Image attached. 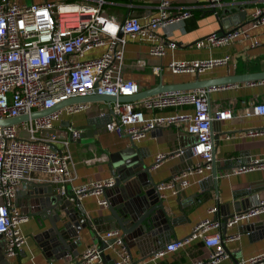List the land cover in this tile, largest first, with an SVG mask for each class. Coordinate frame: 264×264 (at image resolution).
I'll list each match as a JSON object with an SVG mask.
<instances>
[{
    "label": "built area",
    "instance_id": "2783aa9c",
    "mask_svg": "<svg viewBox=\"0 0 264 264\" xmlns=\"http://www.w3.org/2000/svg\"><path fill=\"white\" fill-rule=\"evenodd\" d=\"M147 1L156 4L157 13L154 16L140 18L129 15L119 22L106 14L105 0H43L30 5L0 0V120L28 116L76 97L97 94L118 98L138 94L139 84L125 79L123 75L127 38L149 43V54L162 58L166 48L174 50L176 44L160 39L157 30L185 22L192 17L193 10L188 7L180 11L171 10L173 2L182 0ZM201 4L209 10H215L214 15H219L225 9L243 8L240 0H202ZM121 25L123 36L119 37ZM262 25L264 3L254 7L247 28L242 26L227 34L213 33L196 41L194 46L197 49H211L248 40L252 47H256L260 44L252 37L251 31ZM99 48L104 50L98 57L85 59L88 52ZM230 61V56L171 61L168 69L172 74L199 76L215 67L228 66ZM143 65L144 62L139 63L141 67ZM158 71V68H153V72ZM249 83L255 85L254 82ZM231 85L238 87V84ZM225 87L229 86L161 93L137 102L109 104L111 116L104 130L118 138L136 142L150 132L168 127H184L187 135L194 138V142L187 147L168 155L156 156V167L169 157H184L187 152H190L187 159L195 160L158 186L160 198L165 199L167 193L176 196L190 186V177L211 172L210 163L215 147L212 125L235 117L230 109H213L210 105V94ZM87 108V104H73L47 116L28 119L17 125L0 126V237L5 243L4 257L13 258L25 244L20 226L28 221L29 215L21 213L15 205L23 181L56 186L61 196L70 194L71 202L94 196L99 207L106 206L101 196L103 189L114 184L112 178L73 186L76 172L69 141L79 139L80 133L69 128L61 133L40 135L42 131L54 130V123L63 114L72 115ZM164 111L171 113L161 116L156 114ZM241 117H264V102L243 106ZM17 130H21L24 136L18 138ZM248 135L261 136L264 131H249ZM256 170H264V157L249 159L248 162L239 160L230 175ZM31 175L43 178L31 179ZM214 212L216 209H211L210 213ZM262 213L264 200H259L246 214L230 220L228 227ZM219 228V223L205 219L195 225L188 238L169 243L152 254L151 258L157 261L166 254L175 253L200 240L209 249V256L193 264H219L228 259ZM99 237L107 249H113L115 264H132L119 230H111L100 236L98 234ZM238 238L236 235L228 240L235 241ZM110 240L113 243L108 245ZM102 253L99 244H94L85 250L76 264H99L103 261ZM236 264H264V252Z\"/></svg>",
    "mask_w": 264,
    "mask_h": 264
},
{
    "label": "crops",
    "instance_id": "0c3cea01",
    "mask_svg": "<svg viewBox=\"0 0 264 264\" xmlns=\"http://www.w3.org/2000/svg\"><path fill=\"white\" fill-rule=\"evenodd\" d=\"M14 4H39L43 0H8ZM60 2L62 0H47ZM243 3L241 10L246 11L245 21L248 22L251 13L256 5H261L264 0H240ZM202 0H182L173 2L171 10L180 11L185 8H192L196 12L192 17L183 23L171 25L158 29L157 35L164 41L173 42L176 48L171 50L166 48V53L162 58H156L149 54L150 44L131 40L127 38L124 52L123 75L125 79L136 81L140 86V92L151 90L159 83L163 85H173L194 81L197 77L200 80L221 78L227 75H246L264 72V25L251 31L252 37L259 46L252 47L250 41L242 40L231 45L215 48H195L196 41L204 39L213 33L218 32L220 26L218 21L204 5ZM199 4V5H198ZM104 9L109 17L122 22L125 14L130 10L129 15L140 18H149L157 13L156 4L151 1L133 0H105ZM243 23V22H242ZM241 23V24H242ZM248 24V23H247ZM243 23V28H247ZM234 27L226 31H230ZM103 48L94 49L88 52L85 59L98 57ZM230 56L231 61L228 66L215 67L203 74H172L168 69L171 61H196L207 59H218ZM140 62L144 65L139 66ZM153 68H158V73L153 72ZM261 82V84H260ZM252 83V82H251ZM250 83H238V87L227 85L209 96L210 105L213 109H230L235 117L231 120L212 125L213 135L217 137L215 144V161L220 168L227 170L217 173V194L210 183L206 180L210 172L202 176L190 177V186L181 192L178 201L177 196L167 193L164 204L176 222L167 236L162 237L154 248L140 253L138 248L130 250L133 264H193L197 260H205L209 256V249L200 240L194 241L183 249L166 254L164 257L153 261L149 254L158 247L164 248L173 241H181L188 238L196 224L214 217L210 213L211 209L217 208V202L226 204L232 202L250 200V205L256 204L259 200H264V170L230 175V171L235 168L238 161L248 162L249 159H259L264 157V135L251 137L249 131H264V117L242 118L243 106L264 102V80ZM85 111L72 115L63 114L59 121L54 123L55 132L61 133L72 129L81 134L84 131L90 133L89 138L70 139L69 151L75 165L76 180L73 186H80L87 182H96L110 179L107 167L108 156L117 154L121 150L131 146V142L125 138H118L104 130V123L109 120L111 110L106 103H87ZM171 111L156 113L157 115H168ZM101 117V115H103ZM69 125V127H67ZM192 141L185 128L168 127L150 132L144 139L133 142L137 151L145 158L147 165L155 163L158 154L168 155L177 149L187 147ZM214 141V142H215ZM91 160V162H87ZM195 160L187 158L169 157L158 164L153 171L154 180L157 183L167 181L170 177L185 169L189 163ZM40 175H31V179H42ZM206 182V183H202ZM56 191L58 188L54 187ZM20 190V186L18 191ZM102 198V197H101ZM79 206L84 210L86 217L91 220H99L105 209L99 207L94 196L83 197L79 201ZM37 219L29 215L26 223L20 226V230L25 239L22 249L13 258L3 256L1 264H76L80 256L87 248L94 245L95 237L89 230L80 232L81 245L77 249L78 257L70 255L63 260L44 258L36 241L40 227ZM248 221L253 223L264 222V213L257 217L241 220L234 226L227 227L224 232L220 226L218 232L224 240L227 249L228 259L219 264H236L250 257L264 252V230H258L248 234L244 226ZM46 226V223H44ZM99 227V223H95ZM216 232V231H214ZM104 233H100L103 235ZM238 235V240L229 241V237ZM3 255V250L1 249ZM106 257L99 264H111L115 260V255L106 251ZM109 257V258H108Z\"/></svg>",
    "mask_w": 264,
    "mask_h": 264
},
{
    "label": "water",
    "instance_id": "95a60500",
    "mask_svg": "<svg viewBox=\"0 0 264 264\" xmlns=\"http://www.w3.org/2000/svg\"><path fill=\"white\" fill-rule=\"evenodd\" d=\"M129 1L132 2L133 0ZM211 12L214 13L215 10H211ZM232 12L233 10L225 9L219 15H215L218 25L220 26L218 33L227 34L228 31L226 30L231 27H234L231 29L234 30L242 27L243 23H248L245 21L247 16L246 11H237L236 14H232ZM129 14L130 10L126 12L124 20L127 19ZM118 36H123L122 25ZM263 80L264 72L246 75H227L221 78L206 80H200L199 77H197L194 81L187 83L173 85H163L159 83L155 88L139 92L131 97L121 96L115 98L97 94L86 97H76L60 102L50 109L32 112L28 116L24 115L0 120V126L17 125L28 121V119L32 120L47 116L73 104L137 102L161 93L191 91L200 88ZM67 127H69V125ZM44 134H55V130L42 131L40 133V135ZM89 135L90 133L88 131H84L80 137L89 138ZM213 139L215 141L217 137L213 136ZM193 142L194 138L192 137V141L189 145ZM214 152L215 147L213 159L210 163V176L207 178L206 182L210 183L212 190L217 194V173L227 170L228 168H220L215 161ZM189 155L190 152H187L184 157L188 158ZM144 160L145 158L137 151L133 142H131L130 147L121 150L117 154L108 156L107 167L114 184L109 188L103 189L101 197L106 201V206L102 207L105 210L102 213L103 216L100 217L99 220H91L86 217L78 201H69L70 194L61 196L53 185L23 181L20 184V190L17 192L15 205L19 208L21 213L37 219V225L42 230L37 236L36 241L43 257L48 259L53 258L54 260H63L69 255L71 257H78L77 249L81 245L80 232L83 230H89L93 238L95 237L94 244H99V250L103 251V260L106 258L104 256L106 251H110L113 254L114 251L113 249H107V245L101 242L100 237L98 238V234L100 233L119 230L123 236L124 244L131 261L132 257L130 250L132 248H138L140 253L143 254L152 247L154 248L162 237L167 236L176 221L170 217L165 207L164 199L160 198L158 186L162 182L157 183L154 180L153 174L157 164L147 165ZM188 165H191V163ZM206 182L202 183L204 184ZM181 195V192L176 195L178 201ZM250 207L249 199L240 202L233 200L226 204H220L218 201L216 212L213 213L214 217L212 218V222L219 223L222 230L225 232L228 227V222L235 217L246 214ZM44 223H46V226ZM95 223H99V227L95 226ZM244 228L245 232L251 234V232L264 230V222L253 223L248 221ZM112 243L113 240H110L108 245ZM4 244V240L0 237V264L3 259L1 249L3 250ZM224 248L227 252L225 246ZM160 249L162 248L158 247L153 249L154 251H152L149 256H152V254ZM111 264H115V260H113Z\"/></svg>",
    "mask_w": 264,
    "mask_h": 264
},
{
    "label": "rangeland",
    "instance_id": "374dc122",
    "mask_svg": "<svg viewBox=\"0 0 264 264\" xmlns=\"http://www.w3.org/2000/svg\"><path fill=\"white\" fill-rule=\"evenodd\" d=\"M65 1H68V2H71V1H73V0H65ZM24 135H23V132L21 131V130H17V137L18 138H21V137H23Z\"/></svg>",
    "mask_w": 264,
    "mask_h": 264
},
{
    "label": "trees",
    "instance_id": "16d2710c",
    "mask_svg": "<svg viewBox=\"0 0 264 264\" xmlns=\"http://www.w3.org/2000/svg\"><path fill=\"white\" fill-rule=\"evenodd\" d=\"M196 11L195 10H191V13L193 14V13H195Z\"/></svg>",
    "mask_w": 264,
    "mask_h": 264
}]
</instances>
